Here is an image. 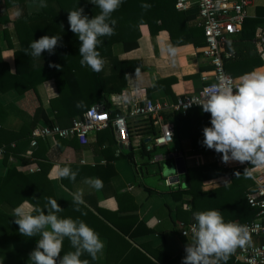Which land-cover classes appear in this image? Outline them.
Segmentation results:
<instances>
[{
  "label": "crops",
  "instance_id": "crops-1",
  "mask_svg": "<svg viewBox=\"0 0 264 264\" xmlns=\"http://www.w3.org/2000/svg\"><path fill=\"white\" fill-rule=\"evenodd\" d=\"M82 1L89 2V0ZM251 3L246 9V17H254L255 8L264 6V0H251ZM25 7L29 15L38 12L39 9L33 2L27 3ZM12 8L10 7L2 12V15L0 14V70L4 64L7 65L9 75L15 73V52L21 49L20 42L25 35L24 30L14 29V23L19 16L12 14ZM186 12H194V16L187 22V26L198 28L196 8L193 6ZM180 32L185 33L184 38L177 37L175 39L177 43L174 44L166 30H160L153 34L146 25H143L140 27V38L136 49L126 52L121 43L114 44L111 48L113 59H104L103 68L99 71L100 78L105 80L109 92V95L105 94V98L120 96L126 101L134 99L140 102L144 98H149L172 103L179 96L197 92L202 85V74L209 73L211 67L201 57L202 47L194 45L192 41L189 42V33H195L192 39L197 40L200 30H180ZM169 45L178 49L175 63L166 52ZM45 65L43 54L39 58H33L29 54L30 72L38 71ZM137 69L139 70L138 74L136 73ZM232 71L233 74H228L238 82L239 77L246 74L238 68H233ZM254 71L264 72V65ZM123 81L124 86H122ZM159 82L162 84L157 86ZM119 89H121L120 92ZM58 96L57 86L51 79L39 83L23 95L14 89L6 92L0 91V105L6 111L1 129L15 132L22 126L33 129L47 125V123L56 124L55 114L50 108L49 102ZM175 115L169 118L174 124L172 141L164 147L150 146L153 134L145 133L143 120H140L130 122L127 146L122 145L117 140L113 129L108 128L89 134L86 144H81L75 138L68 139L66 141L70 143L68 145L56 138L44 141L46 151L42 152V155L46 157V160L33 159L24 154L26 163L18 164L15 158L12 162L21 171H26L28 167L39 169L38 161L50 165L47 179L52 188L51 197L59 203L72 201L74 193L83 191V198L91 209L98 208L105 211L109 217H111L110 213L118 210L117 217H137L152 233L134 239L125 238L129 242H126L129 245L128 249L132 247L141 250L150 256L154 264H182L186 256L185 247L191 238L183 237L180 234V226L190 224V222L184 223L180 219L181 217L178 218L177 211L180 208V212L185 213L190 209L191 196L183 194L180 199L176 200L172 196V192L176 188L170 189L165 184V180L169 179V173H162V169L158 165L164 161L167 164L171 163L170 157H174L181 159L185 169L211 163H216L219 167L218 159L221 154L203 145V129L206 126H211L210 113L203 112L202 108H195L185 117L180 116L175 119ZM60 126L67 127L69 125L62 123ZM4 145L1 143L0 147H4ZM144 150L148 151L147 156ZM128 153L132 154V159L128 158ZM155 165L158 169L153 173L162 177L163 185L159 183L162 189L150 188L144 180L151 173H149L150 167ZM63 166H69L74 171L79 169L74 182L64 178L65 185L61 183L58 171ZM95 166L99 167L98 178L103 181V187L100 190H96L86 183L88 178L97 177L88 169ZM248 168L251 170L250 177L255 183L256 190L259 185L264 186V167L254 168L252 166ZM5 170L6 168L0 161V176L5 173ZM175 174L178 175L176 172ZM184 175L185 173L178 175V181L172 182L173 185L178 183L183 186L185 184ZM227 180V177H220L206 181L204 190L225 185ZM117 195L127 196L119 200L116 198ZM29 203L35 208L30 201ZM65 207L66 205L61 206L63 210L59 215L65 211ZM2 209L7 213H13L15 208L4 205ZM77 216L82 217L83 215L77 214ZM93 221L96 223L95 220ZM95 226L97 227V224ZM95 226L93 229L98 232ZM100 237L104 243L103 252L99 254L98 259L92 260L90 264H122L117 262L115 253H111L110 259H108L107 239ZM249 244L264 245V237H250ZM17 246L31 251L36 248V242H22ZM121 247L123 250L126 249L125 244H122ZM128 249L124 251L128 252Z\"/></svg>",
  "mask_w": 264,
  "mask_h": 264
},
{
  "label": "trees",
  "instance_id": "trees-1",
  "mask_svg": "<svg viewBox=\"0 0 264 264\" xmlns=\"http://www.w3.org/2000/svg\"><path fill=\"white\" fill-rule=\"evenodd\" d=\"M175 1L123 0L121 6L112 14V19L117 21L115 34L100 37L101 44L97 50L103 60L113 59L111 48L116 43H121L126 52L136 49L140 38V27L143 25H146L153 34L160 30H166L174 44L177 43L175 40L177 37L184 38L185 33H181L180 30H200L197 40L192 39L195 33H191L192 37L189 33V42L192 41L194 45L203 47L202 29L187 26V22L192 19L194 12H178L174 7ZM30 2L38 5V0H0L1 15L2 12L13 7V5L23 9L22 14L14 23V29L24 30L25 32L24 38L20 42L21 49L15 52V73L9 75V68L5 64L0 70V91L6 92L14 89L17 93L23 95L39 83L53 80L59 91V96L52 99L49 105L54 111L55 123L59 126L62 123L70 125L72 119L80 116L88 108L98 103H102L106 111L109 110L110 105L108 99L105 98V94L109 95L106 82L103 78H100L99 72L81 66L80 60L82 58L79 56L81 42L78 36L70 30L68 22L70 10L82 7L84 14L89 18H93L96 14H99L100 9L92 3L82 0H46V7L39 8L38 12L29 15L25 5ZM143 3L150 4L151 7L145 10L141 7ZM263 26L264 6H259L255 8L254 17H246L241 30L230 37L226 44V51L232 54L225 62L227 73L233 74V68H238L244 73H250L263 65L252 43L256 30ZM44 35L61 37V42L53 54H49L47 51L42 53L46 63L42 69L30 72L28 67L29 55L25 54V50L30 53L31 50L28 45ZM161 84L159 82L157 86ZM122 86H124V81ZM118 91L120 92L121 89ZM81 101L83 105L77 107V103ZM110 115L113 116L114 112H110ZM5 116L6 111L0 105V144H5V154L0 158V161L6 168L5 173L0 176V264H29V254L33 250L20 248L17 244L35 241L37 246V240L40 237L37 235L30 238L20 234L19 226L14 222L13 213L5 212L2 206L7 205L9 208H16L18 204L27 199L35 208L45 209L47 198L51 197L52 193L51 185L47 179L50 165L38 161V171L30 173L18 170L16 164L10 158H15L18 164L26 163L24 154L26 155L29 146L32 129L22 126L15 132L4 131L1 129V123ZM180 116V114H176L174 117L177 119ZM44 118L46 119L45 116ZM47 125L54 124L47 123ZM143 126L145 127V133L148 135L155 133L151 124L146 120L143 121ZM56 139L64 141L67 145L70 144L66 142L67 139ZM12 144H14V147L11 146ZM45 151L44 141L38 140L37 147L31 152L30 156L33 159L46 160V157L42 155V152ZM144 153L146 156L148 155V151L144 150ZM127 156L132 159L131 153H128ZM252 166L250 162H247L246 165L223 170L216 163H211L187 168L184 175L185 184L182 186L177 183L169 186L170 189L176 188L172 192V196L176 200L180 199L183 194L191 196L190 209L185 213H181L180 208H178L177 217H181L180 219L184 223H196L193 217L194 212L215 209L222 213L226 222L244 223L253 220L257 214V209L249 206L247 195L254 193L256 187L250 175L244 174L245 169ZM88 169L98 177V166ZM77 170L79 172V169ZM237 172L239 173L236 174ZM220 177H227L228 182L225 185L204 190V182ZM61 183L65 185L64 178H61ZM126 196L121 195L120 197L117 195L116 198L121 200ZM87 203L85 202V205L80 206V211L75 210L76 206L73 200L59 203L61 206L66 205L65 211L60 216L73 219L79 218L92 228L97 224L95 228L98 229V232H96L107 239L108 259H110L109 255L111 253H115L118 259L117 262L122 264H154L150 256H147L141 250L132 247L128 249L129 245L127 243L129 242L125 238L134 239L152 233L137 217H117L119 210L113 213L109 212L111 214V217H109V215H106L107 212L92 207L93 210L88 207ZM77 214L83 216L79 217ZM122 244H125L126 249L124 250L128 249V252L122 249ZM73 250L70 241L65 238L61 255ZM81 259H87L92 263V258L87 253ZM221 264H224V262H221ZM226 264L240 263H235L229 257Z\"/></svg>",
  "mask_w": 264,
  "mask_h": 264
},
{
  "label": "clouds",
  "instance_id": "clouds-1",
  "mask_svg": "<svg viewBox=\"0 0 264 264\" xmlns=\"http://www.w3.org/2000/svg\"><path fill=\"white\" fill-rule=\"evenodd\" d=\"M89 2L100 9L99 14L89 18L84 14V9L78 7L69 11L68 22L70 30L81 42V66L99 72L104 65L97 50L101 44L100 37L115 34L117 21L112 19V14L123 0ZM37 6L46 7V0H38ZM141 7L147 10L151 5L143 3ZM12 14L20 16L22 9L13 5ZM60 42L61 37L44 35L31 42V51L29 53L25 50V54H30L33 58L41 57L45 51L53 54ZM166 52L175 63L178 49L169 45ZM136 73H139L138 69ZM192 103L201 106L203 112L211 115V126L203 129L204 146L222 154L224 163L250 162L254 168L264 167V72L243 74L235 85L221 76L219 83L205 89L201 97L193 98ZM82 105V101L77 103V107ZM244 174L250 175L251 170L246 168ZM77 175L78 170L74 171L69 166L60 167L58 171L60 178L73 182ZM86 183L96 190L103 187V181L98 177H90ZM83 195V191L73 194L76 211H80V206L85 205ZM45 209L33 208L29 200L25 199L13 210L14 222L19 226L20 234L30 238L37 235L40 237L36 248L29 254V264H90L89 260L81 259L85 253L92 260L98 259L103 252L104 243L92 227L79 218L61 217L59 213L63 209L54 198H47ZM193 217L196 223L191 226L192 238L185 247L186 256L182 264H226L237 248H244L250 243L247 227L226 222L219 210L196 211ZM184 234L187 236V233ZM65 238L70 241L74 250L61 255Z\"/></svg>",
  "mask_w": 264,
  "mask_h": 264
},
{
  "label": "built area",
  "instance_id": "built-area-1",
  "mask_svg": "<svg viewBox=\"0 0 264 264\" xmlns=\"http://www.w3.org/2000/svg\"><path fill=\"white\" fill-rule=\"evenodd\" d=\"M251 0H176L174 7L178 12H186L191 7L197 10L199 27L203 31L204 46L201 49V57L211 67L209 73L201 76L202 85L193 94L179 96L172 103L160 102L144 98L141 102L131 99L126 101L120 96H111L108 100L110 108L105 110L102 103L93 105L83 114L72 119L67 127L57 124L44 125L33 128L26 155L37 147L38 140L50 141L54 138L77 139L81 144H86L89 134L102 130L113 129L117 140L124 146L129 141V124L140 120H146L151 124L155 133L151 137L154 147L167 146L172 141L174 133L173 121L169 118L174 114L185 117L192 109L202 108L193 104V98L201 97L205 89L219 83L221 76L227 78V82L233 85L239 82L225 71V62L232 54L226 51V44L230 37L236 35L242 28L246 18V9L251 5ZM254 44L257 55L264 65V26L256 30ZM110 112H114L111 116ZM14 147V144L11 145ZM4 147H0V158L4 156ZM13 161L12 158H10ZM246 163V162H245ZM238 161L224 163L222 154L218 159L219 167L230 170L240 165ZM36 167H28L25 172L38 171ZM165 184H173L169 179ZM247 203L251 208L257 209L255 218L244 223L235 222L247 227L250 237H264V186L259 185L256 192L247 195ZM190 223L180 226V234L183 237L192 238ZM187 233V236L184 234ZM229 257L235 263L241 264H264V245L247 244L244 248L237 250Z\"/></svg>",
  "mask_w": 264,
  "mask_h": 264
},
{
  "label": "rangeland",
  "instance_id": "rangeland-1",
  "mask_svg": "<svg viewBox=\"0 0 264 264\" xmlns=\"http://www.w3.org/2000/svg\"><path fill=\"white\" fill-rule=\"evenodd\" d=\"M234 1H239V0H234ZM107 99H109V98H107ZM147 144H149V143H147ZM150 146H153L152 142H150ZM168 164H169V162H168ZM158 166H159V168L162 169V173H166L167 166H168L167 162H165V161L161 162V163H159ZM157 169H158L157 165L150 167L149 173L150 172L151 173L148 176H146L144 180H145V183L148 187L156 188V189H162V186H160V184L163 185L162 177H159L155 173H153L154 170H157Z\"/></svg>",
  "mask_w": 264,
  "mask_h": 264
},
{
  "label": "water",
  "instance_id": "water-1",
  "mask_svg": "<svg viewBox=\"0 0 264 264\" xmlns=\"http://www.w3.org/2000/svg\"><path fill=\"white\" fill-rule=\"evenodd\" d=\"M170 160H172V162L167 164L168 166L166 172L169 173V180L171 182H177L178 175L184 174L186 169L180 158L170 157ZM175 172L178 175H176Z\"/></svg>",
  "mask_w": 264,
  "mask_h": 264
}]
</instances>
